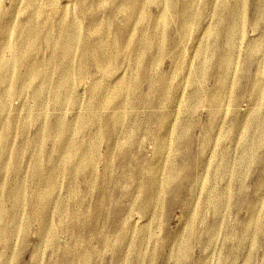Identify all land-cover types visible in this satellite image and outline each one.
I'll use <instances>...</instances> for the list:
<instances>
[{"label": "rangeland", "instance_id": "374dc122", "mask_svg": "<svg viewBox=\"0 0 264 264\" xmlns=\"http://www.w3.org/2000/svg\"><path fill=\"white\" fill-rule=\"evenodd\" d=\"M0 264H264V0H0Z\"/></svg>", "mask_w": 264, "mask_h": 264}, {"label": "bare ground", "instance_id": "6f19581e", "mask_svg": "<svg viewBox=\"0 0 264 264\" xmlns=\"http://www.w3.org/2000/svg\"><path fill=\"white\" fill-rule=\"evenodd\" d=\"M79 35L78 34H68L67 35V39H66V42H65V44H66V46L68 47V53H71V52H73V48H74V46L75 45H77V46H81V45H83V44H81V42H80V40H79V37H78ZM68 37H70L69 39H68ZM84 48V50L86 51V52H91V50L89 51V49H87V44H86V46H84L83 47ZM76 51V50H75ZM95 52H97V53H99V54H101V52L98 50V49H93V52H91V53H94L95 54ZM96 53V54H97ZM3 66H5V65H3ZM4 70L7 72V67H4ZM38 70V69H37ZM36 70V76L38 75H40V71L41 70H38L37 71ZM6 72H3V75H7L6 74ZM8 80H10L9 78H8ZM122 86H123V84H122ZM120 89V88H119ZM62 94V93H61ZM113 117H114V119L116 120V122L119 120V118H120V116H119V114L118 113H116L115 111H114V113H113ZM59 132H60V130H59ZM70 151V150H69ZM68 155H70L71 156V154L69 153ZM67 155V156H68ZM69 157V156H68ZM35 169V168H34ZM38 171V170H37ZM34 172H36V170L34 171ZM153 187V186H152ZM155 190V189H154ZM154 194V193H153ZM154 196V195H153Z\"/></svg>", "mask_w": 264, "mask_h": 264}]
</instances>
